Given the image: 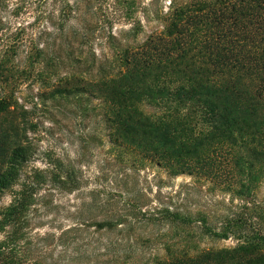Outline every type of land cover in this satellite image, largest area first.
<instances>
[{"label": "trees", "instance_id": "1", "mask_svg": "<svg viewBox=\"0 0 264 264\" xmlns=\"http://www.w3.org/2000/svg\"><path fill=\"white\" fill-rule=\"evenodd\" d=\"M124 56L113 76L67 75L57 93L103 99L113 147L209 180L240 204L210 228L206 217L145 209L143 193L96 186L73 225L31 236L38 213L59 207L52 192L80 195V172L59 160L30 167L28 122L1 99L0 264H31L39 251L52 264H264V0H175L163 29ZM194 227L236 245L191 247L182 241Z\"/></svg>", "mask_w": 264, "mask_h": 264}, {"label": "rangeland", "instance_id": "2", "mask_svg": "<svg viewBox=\"0 0 264 264\" xmlns=\"http://www.w3.org/2000/svg\"><path fill=\"white\" fill-rule=\"evenodd\" d=\"M174 1L0 0V100L12 102L28 122L33 147L29 166L45 169L59 160L75 167L82 183L79 196L52 192L49 200L59 202V207L38 213L31 236L73 225L74 209L90 200L96 186L111 193H143L145 209L164 207L206 217L210 228H217L220 218L240 204L209 180L173 177L138 154L113 147L103 99L75 89L57 93L59 81L67 75L100 79L116 74L127 50L139 48L163 29ZM46 193L42 190L38 196ZM258 199L264 200V182ZM10 200L5 196L3 204ZM199 232L191 228L182 242L201 249L236 245L233 239L202 237ZM53 253L57 261L59 249ZM34 258L31 264L53 262L40 251Z\"/></svg>", "mask_w": 264, "mask_h": 264}]
</instances>
